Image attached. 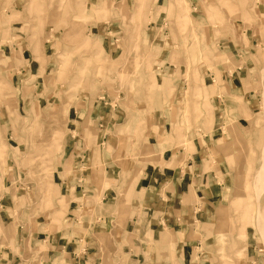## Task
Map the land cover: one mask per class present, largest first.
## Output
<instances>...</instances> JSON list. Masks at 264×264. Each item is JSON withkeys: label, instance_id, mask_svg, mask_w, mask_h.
<instances>
[{"label": "rangeland", "instance_id": "rangeland-1", "mask_svg": "<svg viewBox=\"0 0 264 264\" xmlns=\"http://www.w3.org/2000/svg\"><path fill=\"white\" fill-rule=\"evenodd\" d=\"M246 31L264 41V0H0V135L6 146L0 147V175L9 171L12 185L0 190V197H9L11 190L17 196L9 210L13 217L18 223H31L32 215L49 225L62 223L74 211L73 203L81 202L64 180L72 173L66 146L76 135L72 124L82 99L107 103L115 123L106 133L126 139L134 156L142 149L151 167H164L176 151L184 149L186 156L196 151V133L209 132L210 123L194 103L182 110L187 84L181 85L176 100L162 81L185 75L187 67L198 68V82L211 90L215 83L205 71L217 78L220 69L243 67L247 79H239L235 92L241 95L240 88L248 84L246 92L253 91L256 106L251 111L243 98L230 99L232 109L225 111L230 127H223L221 141H216L224 157L221 166L209 149V171L225 187L217 218L209 226L197 222L193 230L201 247L197 251H208L215 264H235L237 242L244 256L252 254L264 264L258 222L259 211H264V185L258 180L264 173V122L251 126L262 100L264 115V50L245 46ZM155 32L161 35L157 40ZM234 44L237 52L232 51ZM216 56H227L231 63H214ZM251 56L254 63L248 61ZM22 67L28 75L21 74ZM181 79L185 81L182 77L177 85ZM203 109L215 114L214 107ZM155 111H172L171 124L151 128L148 116ZM82 126L86 148H96L99 163L100 127L91 119ZM59 132L61 149L45 148L58 143ZM52 167L54 189L48 183ZM122 177L125 182L127 176ZM134 191L126 185L118 190L126 203ZM221 205L226 208L220 210ZM3 226L6 238L9 232ZM44 250L37 248L35 254Z\"/></svg>", "mask_w": 264, "mask_h": 264}, {"label": "crops", "instance_id": "crops-1", "mask_svg": "<svg viewBox=\"0 0 264 264\" xmlns=\"http://www.w3.org/2000/svg\"><path fill=\"white\" fill-rule=\"evenodd\" d=\"M246 32L248 44L245 46L248 49L261 47L264 50V41L253 34L249 35V31ZM160 36L155 32L153 39L157 40ZM233 46L232 51L237 52V46ZM174 56L175 53L171 61L175 60ZM221 61L231 63L227 56H216L214 63ZM248 61L254 63L255 59L251 56ZM25 64L27 67L28 64ZM25 71L26 68L22 67L21 74L28 75L23 74ZM243 71V67L232 71L220 69L217 78L211 71H205L203 75L210 77L215 83L211 90L205 89L198 82L197 78H202L198 68L187 67L185 75L176 74L162 81L163 85L168 84L172 95L176 94V100L179 99L181 85L187 84L182 110L194 103L199 114L210 123L209 132L196 133V151L186 156L184 149L178 150L175 159H168L164 167H151V164L144 161L142 149L134 156L128 151L131 147L127 146L126 139L106 133L109 126L115 123V118L114 111H109L105 103L99 100L90 103V100L82 99L77 113L81 119L78 117L72 124L76 135L69 137L66 146V164L71 167L72 173L64 180L66 187L75 189L72 192L74 199L81 202L73 203L74 211L68 213L62 223L53 222L49 225L45 221L41 222V217L33 215L31 223H18L19 220L9 211L13 209L14 201L17 204V196L12 195L11 190L9 197H0V226L4 225L9 232V236L5 238L0 228V264H215L208 251H197L201 247L193 226L197 222L209 226L217 218L216 209L225 187L218 180L216 172L209 171L212 164L209 161V149L214 151V157L220 165L224 157L217 150L216 141H221L223 136L220 130L230 127L229 115L225 123V111L232 109L230 99L243 98L251 111L256 106V100H251L253 91L246 92L248 84L240 88L241 95L235 92L239 89V79H247L243 76ZM182 77L186 83L181 79L177 85ZM204 105L210 110L214 107L215 114L214 110L206 113ZM172 115V111L168 114L155 111L148 116L149 125L161 130L171 124ZM252 115H257L258 119L251 126L257 127L264 122L263 100L262 110ZM90 119L100 127L97 135L100 137L99 163L96 161V148L93 146L87 149L82 136L83 121L89 122ZM57 140L58 143L53 147L48 144L45 148L60 150V132ZM218 145L223 149L222 143ZM0 147L6 148L1 135ZM146 164L148 165L145 167ZM261 168L258 172L262 171ZM50 170L51 180L47 181L54 189V168ZM6 173L5 177L4 172L0 175L1 191L12 186L8 179L9 171ZM122 175L127 176L125 182ZM121 185L135 189L131 202L126 203L124 195L121 198V193L118 192ZM64 193L63 199H66ZM40 203L38 201L37 205ZM221 208L226 207L221 205L220 210ZM218 222L220 225L224 222L220 213ZM42 224L45 226L44 231H41ZM244 235L245 233L241 234ZM238 244L240 243H235L233 255L238 260L242 259L238 264H259L256 256H244L242 246ZM170 245H173V249ZM37 248L45 250L36 255ZM237 259L232 258L235 264Z\"/></svg>", "mask_w": 264, "mask_h": 264}, {"label": "bare ground", "instance_id": "bare-ground-1", "mask_svg": "<svg viewBox=\"0 0 264 264\" xmlns=\"http://www.w3.org/2000/svg\"><path fill=\"white\" fill-rule=\"evenodd\" d=\"M228 2V1H227ZM229 5V4H228ZM227 6V5H226ZM58 8V7H57ZM230 8V7H229ZM228 8V10H229ZM232 8V7H231ZM59 9V8H58ZM264 169V168H263ZM262 175V174H261ZM258 180H261V182H263L262 184L264 185V173L263 175L261 176V179H258ZM261 184V185H262ZM260 195V194H259ZM262 196V195H261ZM259 224H261V233H262V236L264 237V211L263 210H260V214H259ZM260 226V225H259Z\"/></svg>", "mask_w": 264, "mask_h": 264}, {"label": "built area", "instance_id": "built-area-1", "mask_svg": "<svg viewBox=\"0 0 264 264\" xmlns=\"http://www.w3.org/2000/svg\"><path fill=\"white\" fill-rule=\"evenodd\" d=\"M105 104H107V103H105Z\"/></svg>", "mask_w": 264, "mask_h": 264}]
</instances>
